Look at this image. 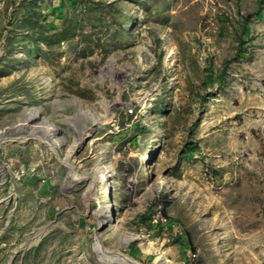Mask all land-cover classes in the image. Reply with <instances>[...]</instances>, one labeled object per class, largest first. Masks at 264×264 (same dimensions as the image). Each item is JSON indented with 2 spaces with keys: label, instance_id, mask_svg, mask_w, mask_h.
<instances>
[{
  "label": "rangeland",
  "instance_id": "rangeland-1",
  "mask_svg": "<svg viewBox=\"0 0 264 264\" xmlns=\"http://www.w3.org/2000/svg\"><path fill=\"white\" fill-rule=\"evenodd\" d=\"M5 140L0 264H264V0H0Z\"/></svg>",
  "mask_w": 264,
  "mask_h": 264
},
{
  "label": "bare ground",
  "instance_id": "bare-ground-1",
  "mask_svg": "<svg viewBox=\"0 0 264 264\" xmlns=\"http://www.w3.org/2000/svg\"><path fill=\"white\" fill-rule=\"evenodd\" d=\"M175 50H171L170 53H174ZM38 115L37 111H33L30 113V115L28 116V119H30L31 121H33ZM53 128H50L47 126V124H44L42 126H37V129L34 131L35 133H41L42 136L46 137L45 135L47 134V130L51 131ZM38 135V134H37ZM3 139H7L4 138ZM5 141H0V144ZM96 249L99 252V254L103 257V261L108 262L109 264L114 263V261H119L120 264H141L140 262L136 261L135 259H132L122 253L119 254H111L109 253V251L104 250L101 246H100V242H96L95 243Z\"/></svg>",
  "mask_w": 264,
  "mask_h": 264
},
{
  "label": "trees",
  "instance_id": "trees-1",
  "mask_svg": "<svg viewBox=\"0 0 264 264\" xmlns=\"http://www.w3.org/2000/svg\"><path fill=\"white\" fill-rule=\"evenodd\" d=\"M76 1H78V0H74V2H76ZM249 30L250 29H247V31L245 33V35H246L245 39H244L245 42L249 41L248 36H247V35H249ZM221 76H219V75H217L216 73L213 72V73H210L207 78H208V80L214 82L216 80H222L223 77H221ZM197 151H199L198 146L196 144H192L191 146H189V149L186 152L188 153V155H194V153L197 152ZM131 252H132V256H134L136 258L142 257V253H141L140 249H137L136 246H134V245L131 248ZM141 259H142V261L147 260V258H144V257H142Z\"/></svg>",
  "mask_w": 264,
  "mask_h": 264
},
{
  "label": "built area",
  "instance_id": "built-area-1",
  "mask_svg": "<svg viewBox=\"0 0 264 264\" xmlns=\"http://www.w3.org/2000/svg\"><path fill=\"white\" fill-rule=\"evenodd\" d=\"M164 219V218H163ZM166 220V219H165Z\"/></svg>",
  "mask_w": 264,
  "mask_h": 264
}]
</instances>
